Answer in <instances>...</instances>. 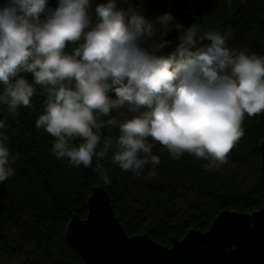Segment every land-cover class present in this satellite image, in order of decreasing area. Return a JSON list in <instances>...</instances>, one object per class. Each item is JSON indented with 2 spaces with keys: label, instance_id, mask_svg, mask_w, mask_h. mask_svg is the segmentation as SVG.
Segmentation results:
<instances>
[{
  "label": "clouds",
  "instance_id": "1",
  "mask_svg": "<svg viewBox=\"0 0 264 264\" xmlns=\"http://www.w3.org/2000/svg\"><path fill=\"white\" fill-rule=\"evenodd\" d=\"M92 7L93 0L0 3V106L16 117L39 86L46 98L35 126L54 138L52 155L93 168L106 186L112 177L101 161L155 176L156 143L172 160L206 161L207 172L226 164L245 118L264 113V55L230 48L229 31L198 20L185 27L171 11L150 17L104 0L93 20ZM173 30L178 42L166 38ZM5 128L0 119V184L18 159Z\"/></svg>",
  "mask_w": 264,
  "mask_h": 264
},
{
  "label": "trees",
  "instance_id": "2",
  "mask_svg": "<svg viewBox=\"0 0 264 264\" xmlns=\"http://www.w3.org/2000/svg\"><path fill=\"white\" fill-rule=\"evenodd\" d=\"M170 1L148 0V16L169 11ZM102 2L93 0V20L95 6ZM57 3L49 0L52 8ZM129 4V0H118V7ZM199 22L205 29L229 31V47L264 55V0H233L230 8L221 1ZM21 75L29 81L33 78L30 73ZM45 98L37 86L31 107H21L16 117L0 106L7 145L18 157L15 175L0 184V264H84L66 240L67 228L74 216L87 219L89 199L98 186L109 193L115 214L130 236L147 233L170 247L175 238L182 239L192 229L209 230L223 212L252 214L264 206V113L245 118L244 135L230 149L222 170L207 172L206 161L187 154L172 160L156 143L153 153L161 156V163L155 176L145 170L137 177L101 161L112 177L106 186L93 168L69 167L52 155L54 138L35 126ZM111 131L113 136L119 134L117 129ZM228 166L236 170L227 174ZM245 168L252 172L245 173Z\"/></svg>",
  "mask_w": 264,
  "mask_h": 264
},
{
  "label": "water",
  "instance_id": "3",
  "mask_svg": "<svg viewBox=\"0 0 264 264\" xmlns=\"http://www.w3.org/2000/svg\"><path fill=\"white\" fill-rule=\"evenodd\" d=\"M216 1H196L188 10L190 0H172L169 11L187 27L202 19ZM177 37L173 30L166 38L178 42ZM262 153L264 169V146ZM88 206L87 219L74 216L66 235L84 264H264V206L252 214L223 212L209 230L192 229L182 239L175 238L171 247L147 233L130 236L102 187L94 188Z\"/></svg>",
  "mask_w": 264,
  "mask_h": 264
},
{
  "label": "rangeland",
  "instance_id": "4",
  "mask_svg": "<svg viewBox=\"0 0 264 264\" xmlns=\"http://www.w3.org/2000/svg\"><path fill=\"white\" fill-rule=\"evenodd\" d=\"M130 4L132 6H134L135 4H139L140 7L139 9H136L137 11H140L141 13L145 14L148 16V12L150 10V7L148 5V0H129ZM157 38H162V32L161 33H158L157 35ZM155 39V38H154ZM232 41V38L230 37L229 40H228V43H230ZM153 41L152 40H148V44L150 45ZM229 46V45H228ZM232 48V47H230ZM234 49V48H233ZM119 118H131V114H127V115H122L121 117ZM151 142V141H150ZM223 168L220 167L218 170H222ZM233 170H236L235 167H232V166H228V168H226V172H228L227 174H230ZM244 172L247 173V174H250L252 171L251 169H248V168H245L244 169ZM252 182H255L256 181V178L255 176H252Z\"/></svg>",
  "mask_w": 264,
  "mask_h": 264
},
{
  "label": "flooded vegetation",
  "instance_id": "5",
  "mask_svg": "<svg viewBox=\"0 0 264 264\" xmlns=\"http://www.w3.org/2000/svg\"><path fill=\"white\" fill-rule=\"evenodd\" d=\"M196 1H201V0H190L189 6H188V10L191 9L192 4H193L194 2H196ZM221 1H222V0H217V1L215 2V4H214L212 7H214V6H215V7H218ZM171 2H172V0L170 1V4H171ZM170 4H169V6H170ZM169 6H168V10H169ZM211 9H212V8H211Z\"/></svg>",
  "mask_w": 264,
  "mask_h": 264
}]
</instances>
